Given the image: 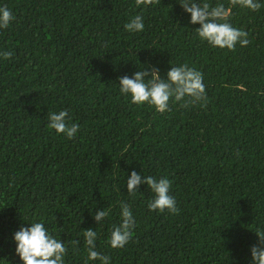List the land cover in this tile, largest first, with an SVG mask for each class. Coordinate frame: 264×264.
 <instances>
[{
  "label": "trees",
  "instance_id": "16d2710c",
  "mask_svg": "<svg viewBox=\"0 0 264 264\" xmlns=\"http://www.w3.org/2000/svg\"><path fill=\"white\" fill-rule=\"evenodd\" d=\"M5 6L15 19L0 29V51L13 54L0 56V264H23L12 237L32 222L64 241L65 264H86L87 228L111 264H251L255 231L264 230V8H232L231 23L251 43L229 51L202 42L176 0ZM138 14L144 31H126ZM184 63L203 73L206 104L172 103L161 114L120 93L121 76L149 65L166 76ZM64 109L80 126L73 139L48 127V114ZM132 171L168 177L179 214L150 210L145 184L130 195ZM120 201L136 227L114 249ZM102 208L109 216L97 224Z\"/></svg>",
  "mask_w": 264,
  "mask_h": 264
},
{
  "label": "clouds",
  "instance_id": "9594fccd",
  "mask_svg": "<svg viewBox=\"0 0 264 264\" xmlns=\"http://www.w3.org/2000/svg\"><path fill=\"white\" fill-rule=\"evenodd\" d=\"M184 12L190 14V23L199 25L195 28L199 39L207 42L213 48L235 51L236 46L247 47L251 41L249 32L243 28L234 27L231 23L232 8L240 7L252 12H259L264 8L261 0H228V6L224 3L212 5L208 0H176ZM160 0H135L137 7L157 5ZM15 19L11 9L0 7V29H7ZM126 31L130 33L143 32V15L133 16L124 24ZM12 52L0 51V56L10 59ZM120 93L130 95L131 102L136 105L148 104L155 111L163 114L172 110V103H179L180 107L187 108L198 102H207L206 85L203 73L187 63L178 66L171 65L166 76H162L155 66H146L143 70H137L131 77L124 75L118 78ZM71 117L68 110L64 109L48 114V127L56 133L73 139L79 131V125L70 123ZM127 192L135 195L138 186L145 184L154 194L148 203V208L161 213L167 210L170 214H179L176 199L170 194L172 181L168 177L157 178L154 176H142L132 171L127 177ZM120 217L118 224L112 226L109 244L111 248H123L133 238V230L136 227L135 218L130 204L120 201ZM97 224L109 216V210L101 209L94 213ZM30 226H21L15 231L12 239L16 243L15 252L23 264H65V256L68 248L64 241L57 239L46 228L43 222L28 223ZM258 242L251 246V264H264V230L255 231ZM84 243L87 246V261H99V264H111V257L96 250L98 233L92 228L83 232ZM73 251H78L79 241L71 240Z\"/></svg>",
  "mask_w": 264,
  "mask_h": 264
}]
</instances>
